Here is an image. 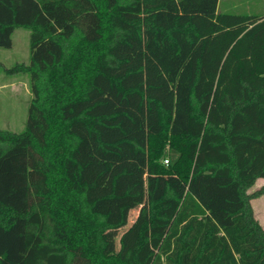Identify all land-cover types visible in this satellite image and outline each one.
Here are the masks:
<instances>
[{
    "label": "trees",
    "instance_id": "1",
    "mask_svg": "<svg viewBox=\"0 0 264 264\" xmlns=\"http://www.w3.org/2000/svg\"><path fill=\"white\" fill-rule=\"evenodd\" d=\"M219 1L0 0V48L30 32L2 71L31 94L24 131L0 130V264H264V16ZM119 177L111 223L96 206ZM130 214L133 245L109 250Z\"/></svg>",
    "mask_w": 264,
    "mask_h": 264
},
{
    "label": "rangeland",
    "instance_id": "2",
    "mask_svg": "<svg viewBox=\"0 0 264 264\" xmlns=\"http://www.w3.org/2000/svg\"><path fill=\"white\" fill-rule=\"evenodd\" d=\"M218 13L264 16V0H220L218 3ZM29 35L30 32L28 30L16 29L12 34V47L10 49L0 48V130L3 131L21 133L25 128L28 106L31 99L29 78L25 74L8 75L2 71V67L9 69L16 64H28ZM132 46L133 48L139 49V43L136 38H134ZM119 55L130 57L128 58V62L132 61L135 63V67H138L140 63L138 62L139 57L135 55L134 58L136 59L137 57V60H134L130 56V51L128 52V49L126 52H119ZM157 81L158 78L156 77L154 82ZM157 94V91L148 93V95L154 97H156ZM96 152L102 155L100 150L96 149ZM93 167L92 165H88L83 172L82 175L86 180L90 178L89 176L93 171ZM103 173L104 170H101L97 177ZM173 183L176 184L177 190L181 192L183 189L181 184L177 185V183ZM128 184V177H119L114 188L115 194L119 197L99 202L96 206V210L100 212H110L109 221L111 223L118 221L122 218V215L124 216L127 207H122V205L125 204L127 200L122 198L121 195L125 192V188ZM262 186H264V181H257L249 192H254ZM111 190L112 178L110 179L108 175H104L99 178L94 189L89 192L88 197L91 199L106 195L111 193ZM251 205L255 218L264 229V197L254 199ZM131 219H133V224H129L128 229L120 228L115 231L110 230L104 233L109 250L114 252L119 251L122 248V237L124 238L123 249L124 246L128 248L131 244L133 245L135 239L134 232L142 218H137V216L130 214V220Z\"/></svg>",
    "mask_w": 264,
    "mask_h": 264
},
{
    "label": "built area",
    "instance_id": "3",
    "mask_svg": "<svg viewBox=\"0 0 264 264\" xmlns=\"http://www.w3.org/2000/svg\"><path fill=\"white\" fill-rule=\"evenodd\" d=\"M163 164H164L165 166H167V165H168V160H164V161H163Z\"/></svg>",
    "mask_w": 264,
    "mask_h": 264
},
{
    "label": "crops",
    "instance_id": "4",
    "mask_svg": "<svg viewBox=\"0 0 264 264\" xmlns=\"http://www.w3.org/2000/svg\"><path fill=\"white\" fill-rule=\"evenodd\" d=\"M257 181H262V182H263V181H264V179H258ZM257 181H256V182H257ZM252 201H253V200H252ZM252 201H251V202H252ZM139 203H140V202H139Z\"/></svg>",
    "mask_w": 264,
    "mask_h": 264
}]
</instances>
